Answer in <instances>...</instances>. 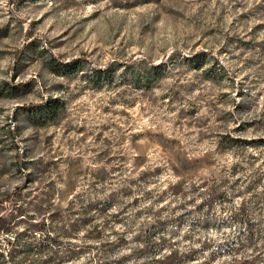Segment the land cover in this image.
Instances as JSON below:
<instances>
[{"label": "rangeland", "instance_id": "374dc122", "mask_svg": "<svg viewBox=\"0 0 264 264\" xmlns=\"http://www.w3.org/2000/svg\"><path fill=\"white\" fill-rule=\"evenodd\" d=\"M53 56L164 75L100 86L54 75ZM0 82L20 84L0 93V191L25 188L20 232L33 217L58 236L50 264H231L238 230L215 219L244 201L263 224L246 254L264 248V0H0ZM49 96L64 119L33 125L22 107Z\"/></svg>", "mask_w": 264, "mask_h": 264}, {"label": "trees", "instance_id": "16d2710c", "mask_svg": "<svg viewBox=\"0 0 264 264\" xmlns=\"http://www.w3.org/2000/svg\"><path fill=\"white\" fill-rule=\"evenodd\" d=\"M25 49L19 51L17 56L21 58ZM22 59V58H21ZM192 63L198 68H204L208 65V57L204 53H198L192 57ZM198 63V64H196ZM164 64L153 65L145 67L141 72L132 68L131 66H119L118 63L110 64L106 68H96L92 72H87V62L83 58L73 59L69 62H60L54 56L49 61V67L52 73L59 77L78 78L82 76L87 81H93L97 85H102L105 81L108 84H113L117 78V73L125 68L122 77L129 78L131 83L141 85L144 83L147 87H153L156 83L161 81ZM92 75V76H91ZM19 85L13 82H0V93L5 88L11 91L19 89ZM22 114L27 116L29 122L35 126L44 127L48 125L59 124L66 114L65 104L58 98L49 96L38 103L24 105L22 107ZM20 112L15 116V121H19ZM19 126L14 127L18 129ZM23 156L17 155L18 170L29 169L27 162L22 161ZM32 182L30 176L26 180ZM24 187H18L12 192L0 191V234L15 233L14 240H9L8 246L11 247L9 251L10 264H50L52 255L58 256L54 253V249L58 243V236H55L52 230L49 229L46 220L38 221L31 217L27 220L28 225L24 231H19V225L26 220L24 214V206L21 202V195ZM250 190L249 188L247 189ZM209 201H212L209 200ZM208 201V202H209ZM263 202L259 201L255 204V211L263 207ZM247 201L226 214L223 218H216L215 222L225 224L228 227L237 228V232L232 238L223 245L224 252L231 256H240V260H233L231 264H264V248L258 252L247 255L246 252L255 250L257 248L256 240L261 231H263V224L257 220V217L251 213ZM19 219L18 221H16ZM16 221V222H15ZM36 221V222H34ZM206 221H204L205 223ZM162 228L167 222H159ZM157 233L153 232L148 236V242H156L159 240ZM54 253V254H53ZM206 253V252H205ZM37 254V256H33ZM49 255V256H46ZM242 255V256H241ZM195 252L191 251L183 257H179V252L171 250L167 256L161 257L160 264H176L187 258H194ZM59 260V258H58ZM0 264H8L4 252L0 248Z\"/></svg>", "mask_w": 264, "mask_h": 264}]
</instances>
